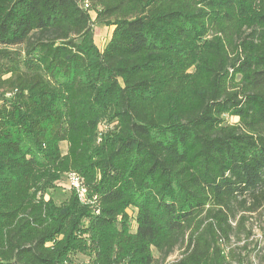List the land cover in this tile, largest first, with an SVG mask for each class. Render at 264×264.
I'll list each match as a JSON object with an SVG mask.
<instances>
[{"label": "trees", "instance_id": "16d2710c", "mask_svg": "<svg viewBox=\"0 0 264 264\" xmlns=\"http://www.w3.org/2000/svg\"><path fill=\"white\" fill-rule=\"evenodd\" d=\"M81 2L0 0V264H228L264 205V0ZM70 173L90 204L45 198Z\"/></svg>", "mask_w": 264, "mask_h": 264}, {"label": "rangeland", "instance_id": "374dc122", "mask_svg": "<svg viewBox=\"0 0 264 264\" xmlns=\"http://www.w3.org/2000/svg\"><path fill=\"white\" fill-rule=\"evenodd\" d=\"M84 7L83 0L80 3ZM92 17L95 14L92 13ZM94 42L99 50L104 49L109 40H111L113 27L101 24H93ZM23 48V47H22ZM17 49H21L17 48ZM3 91L0 90V99L3 97ZM230 124L238 122L237 118H226ZM103 131V129H102ZM61 151H67V144H61ZM71 186L67 179H63L57 184L56 190L49 191L46 199L54 198V202L59 206L65 203L71 195ZM129 214L133 210L128 211ZM236 219L231 221L232 234L228 242L222 243V249L227 255L228 264H264V205L255 212H236ZM179 246L175 252L166 259V262L175 261L181 257ZM157 259L162 258L155 249L153 250ZM85 258H83L84 260Z\"/></svg>", "mask_w": 264, "mask_h": 264}, {"label": "built area", "instance_id": "2783aa9c", "mask_svg": "<svg viewBox=\"0 0 264 264\" xmlns=\"http://www.w3.org/2000/svg\"><path fill=\"white\" fill-rule=\"evenodd\" d=\"M84 3V9H87L89 7L88 5V0H83ZM109 127L104 125L102 127L103 130H107ZM67 180L70 183L71 189L75 192V194L77 195L80 203L82 205H88L90 204V200L88 198V194L87 193V188L84 185V181L82 180V178L80 177V175H78L77 173H70L67 175Z\"/></svg>", "mask_w": 264, "mask_h": 264}]
</instances>
